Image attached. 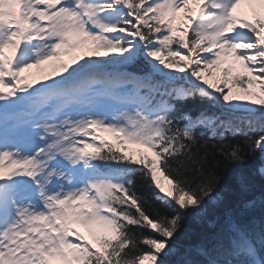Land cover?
Here are the masks:
<instances>
[{
    "label": "snow or ice",
    "instance_id": "6c2138e0",
    "mask_svg": "<svg viewBox=\"0 0 264 264\" xmlns=\"http://www.w3.org/2000/svg\"><path fill=\"white\" fill-rule=\"evenodd\" d=\"M0 264H264V0H0Z\"/></svg>",
    "mask_w": 264,
    "mask_h": 264
},
{
    "label": "rangeland",
    "instance_id": "374dc122",
    "mask_svg": "<svg viewBox=\"0 0 264 264\" xmlns=\"http://www.w3.org/2000/svg\"><path fill=\"white\" fill-rule=\"evenodd\" d=\"M67 59V58H66ZM106 139H110V137L107 136V134H104Z\"/></svg>",
    "mask_w": 264,
    "mask_h": 264
}]
</instances>
